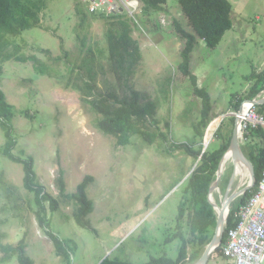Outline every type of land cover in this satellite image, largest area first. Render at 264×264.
Here are the masks:
<instances>
[{"label": "rangeland", "instance_id": "obj_1", "mask_svg": "<svg viewBox=\"0 0 264 264\" xmlns=\"http://www.w3.org/2000/svg\"><path fill=\"white\" fill-rule=\"evenodd\" d=\"M229 1L233 28L215 50L198 40L190 66L197 78L196 88L210 96V118L216 116L206 128L200 124L203 99L195 93L193 82L178 70L184 43L171 29L172 23L178 21L191 31L179 0H168L160 13L141 9L136 19L142 29L129 22L142 51L134 85L157 104V124H146V130L154 135L152 143L133 136L124 146L98 129L102 115L89 103L92 98L84 89L89 79L86 69L80 67L91 50L98 87L94 94L116 89L107 34L110 23L118 18L83 9L88 19L82 21L77 14L79 0H45L40 26L10 39L14 43L10 50L18 45L19 55L28 61L4 63L0 89L14 106L18 141L14 153L35 160L37 182L59 202L56 212L45 203L51 230L69 241L72 250L68 258L60 256L38 225L40 208L35 194L24 187V166L2 155L5 137L0 128V241L4 245L18 247L24 239L26 255L34 264H100L105 258L144 264L161 256L178 257L182 242L177 234L180 230L188 234L190 228L186 222L178 226V209L200 158L196 160L176 145L186 143L205 153L230 141L236 124L231 114L239 110L241 99L254 84L251 75L264 71V0ZM239 143L248 160L251 148L261 149L255 138L249 143L240 138ZM238 162L230 157L222 163L220 184L211 187L217 218L231 195L243 191L251 179L243 176ZM61 176L65 196L58 187ZM85 180L94 207L87 216L93 231L76 224L78 205L69 198ZM215 229L209 234L211 241ZM2 264H19L18 256ZM208 264L229 262L216 254Z\"/></svg>", "mask_w": 264, "mask_h": 264}, {"label": "trees", "instance_id": "obj_2", "mask_svg": "<svg viewBox=\"0 0 264 264\" xmlns=\"http://www.w3.org/2000/svg\"><path fill=\"white\" fill-rule=\"evenodd\" d=\"M168 0H140L141 9L145 13H160L164 11V6ZM45 0H0V77L3 74V64L11 60L25 63L28 58L19 55V47L15 45L13 51L10 46L14 43L11 38L21 36L24 31L37 28L41 24V14L45 9ZM179 7L191 31L178 21H173V29L177 37L184 43L181 52V62L178 70L185 78H189L195 85V93L203 99V109L201 113L200 124L207 127L212 119L210 118V96L203 90L196 88L197 78L192 74L190 66L192 55L195 52L198 40L205 43L207 49L215 50L221 43L228 31L235 23L233 15V6L229 0H179ZM89 13L81 3L77 6V14L82 21L88 19ZM92 14V13H90ZM94 15V14H93ZM106 17V14L102 15ZM117 17V21L110 23V29L107 34L110 68L114 73L117 87L115 90L106 93H100L96 96L95 90L98 88L95 84L96 73L91 64L94 61V54L90 50V55L83 61L80 67L87 71V81L84 85L89 103L93 110L102 115L98 121V129L117 139L119 145H128L133 136H140L148 143L153 142V136L146 130V124L150 121L157 124L154 119L157 110V104L148 98L147 95L138 91L134 85L136 71L142 60V51L137 39L133 37V28L126 14ZM150 20L146 22L149 23ZM159 26H155L157 28ZM254 84L251 86L248 94L241 99H255L264 91V71L253 73L250 77ZM239 103V105H240ZM264 105L260 111L263 112ZM15 116L14 106L8 103L5 93L0 89V128L4 133L5 144L1 149L2 155L13 163L24 166L25 177L24 187L35 194V201L39 206L37 211L38 225L45 234L54 243L60 256L69 257L72 250L69 241L61 239L51 230V224L47 216L45 203L49 202L51 212H56L59 202L46 191L45 186L37 182V174L34 170L35 160L32 157L22 158L14 153L18 141L14 135L13 119ZM234 121V119H232ZM169 127V125H167ZM199 135L203 133L197 131ZM256 139L261 149L251 148L249 151V160L255 171V183L237 203L238 207L248 201L256 191L264 171V129H252L245 133V142L249 139ZM230 141L221 143L220 147L213 152L195 151L186 143L176 145L177 149L185 152L196 160L202 155L197 168L190 175L186 188L184 190V199L179 205L178 226L181 228L183 223H189V233L184 234L182 230L177 236L181 239V247L178 257L174 260L167 256L152 258L144 264H190L199 260L205 248L210 244L209 237L211 229L217 226V215L214 207L209 200L211 186L217 180V172L220 163L229 150ZM61 196H65V183L62 176L58 180ZM88 180H85L78 186V192L70 197L78 205L74 219L76 224L87 230L93 231L87 216L93 212V202L88 199L87 188ZM234 209L231 210L226 227L223 232L222 241L217 250L212 254V258L218 254L226 260L223 253V247L226 243L228 230L235 227L233 223ZM24 240V239H23ZM21 241L18 247L4 245L0 241V251L3 257L0 263L8 262L13 255L18 256L19 264H34L33 260L26 255V245ZM192 249L190 253V248ZM100 264H134L117 258H105Z\"/></svg>", "mask_w": 264, "mask_h": 264}, {"label": "built area", "instance_id": "obj_3", "mask_svg": "<svg viewBox=\"0 0 264 264\" xmlns=\"http://www.w3.org/2000/svg\"><path fill=\"white\" fill-rule=\"evenodd\" d=\"M82 6L92 14L119 16L126 14L133 26L142 29L136 16L141 11L139 0H79ZM264 96L261 94L258 98ZM250 104L245 110L244 108ZM258 105L244 101L232 114L240 119L241 131L264 128V114L257 110ZM239 123V122H238ZM234 228L228 230L223 253L229 264H264V171L253 196L242 206L233 208Z\"/></svg>", "mask_w": 264, "mask_h": 264}, {"label": "water", "instance_id": "obj_4", "mask_svg": "<svg viewBox=\"0 0 264 264\" xmlns=\"http://www.w3.org/2000/svg\"><path fill=\"white\" fill-rule=\"evenodd\" d=\"M251 102L257 103V105H263L264 104V97L261 100H258V101L252 100ZM240 110H241V108H240ZM235 122H236V124L234 127V132H233V136L231 138L230 147H229L228 152L232 151L234 153L233 158H235V159L238 158V160H240L242 163L245 164V166L249 172V175L251 177V180L248 183V185L243 189V191H241L240 193H237V192L233 193V195H231V197L228 199V201L223 205V208L220 211L219 216L217 218V226L215 229V234L213 236V239L210 242V244L207 246L208 247L207 250L203 253L202 257L199 259L198 264H208L212 254L217 250V248L221 244L222 235L224 232V227H225L226 220L228 218V214H229V211L231 209V206L234 204V202L237 200L238 197L245 194L249 189H251L254 185V182H255V171H254L253 165L245 157V155L243 154V152L240 148V143H239L240 137H239V130H238V124H237L238 119L237 118H236ZM204 150H205V148H204ZM227 153L225 154V156L227 155ZM203 154L204 153H202V155ZM202 155L200 156V161H201ZM221 165H222V163L220 164V167L218 170V177H217V180L214 184L216 187L219 186L220 181H221V177H222ZM209 200L211 202V194H210ZM211 204L213 205V201L211 202Z\"/></svg>", "mask_w": 264, "mask_h": 264}, {"label": "bare ground", "instance_id": "obj_5", "mask_svg": "<svg viewBox=\"0 0 264 264\" xmlns=\"http://www.w3.org/2000/svg\"><path fill=\"white\" fill-rule=\"evenodd\" d=\"M249 103H252V102H249ZM247 106L244 108L245 110L250 106V104H246ZM253 105H257V103H253ZM240 119H241V117H239V120H238V130H239V137H242V131L240 130L241 129V127H240ZM247 149V148H246ZM233 155H234V153L232 152V151H230V152H228L227 153V155L224 157V159H223V161H222V163H224L228 158H230V157H233ZM229 161V160H228ZM239 166H241L242 168H243V170H244V172L245 173H243V176L245 177V178H247L248 179V181H249V172H248V170H247V168H246V166H245V164L244 163H242L240 160H239ZM222 170H223V168H221V172H222ZM251 180V179H250ZM250 182V181H249ZM242 184V183H241ZM240 193V192H239ZM212 197V196H211ZM213 198V197H212ZM228 201V200H227ZM226 201V202H227ZM212 202V201H211Z\"/></svg>", "mask_w": 264, "mask_h": 264}, {"label": "clouds", "instance_id": "obj_6", "mask_svg": "<svg viewBox=\"0 0 264 264\" xmlns=\"http://www.w3.org/2000/svg\"><path fill=\"white\" fill-rule=\"evenodd\" d=\"M139 1H140V0H139ZM140 4H141V3H140ZM139 14H140V13H139ZM139 14H138V15H139ZM101 15H102V14H101ZM133 27H134L135 29L137 28V27H135V26H133ZM263 92H264V91H262L258 96H260L261 94H263ZM258 96H257L255 99H253V100H257V101H258V100H261V99L264 97V96H263V97H261V98H258ZM245 101H246V100H245ZM247 101H252V100H247ZM263 105H264V104H263ZM263 105H258V106L261 107V106H263ZM258 106H257V107H258ZM240 108H241V107H240ZM240 108H239V109H240ZM260 112H261V111H260ZM261 113H264V109H263V112H261ZM231 117H233L232 114H231ZM233 118H235V117H233ZM237 124H238V122H237ZM263 129H264V128H263ZM240 130H241V129H240ZM251 130H252V129H251ZM247 132H248V131H247ZM245 133H246V132H245ZM245 133H244V134L242 133V137H240L241 140L245 139ZM240 138H239V139H240ZM239 141H240V140H239ZM203 144H204V143H203ZM203 147H204V146H203ZM203 149H204V148H203ZM206 149H207V148H205V150H206ZM228 151H229V150H228ZM228 151H227V152H228ZM223 158H224V157H223ZM222 160H223V159H222ZM221 163H222V161H221ZM221 163H220V164H221ZM219 167H220V166H219ZM191 174H192V173H191ZM217 177H218V172H217ZM215 182H216V181H215ZM254 183H255V182H254ZM214 184H215V183H214ZM214 184H213V185H214ZM213 185H212V186H213ZM212 186H211V187H212ZM210 190H211V189H210ZM243 195H244V194H243ZM243 195H241L239 198H241ZM209 196H210V195H209ZM235 206L238 207L237 204H235L233 207H231V209H230V211H229V214H230L231 210H232ZM229 214H228V217H229ZM227 220H228V218H227ZM227 220H226V224H227ZM226 224H225V227H226ZM225 227H224V229H225ZM222 236H223V235H222ZM223 248H224V247H223ZM226 260H227V259H226ZM227 261H228V260H227Z\"/></svg>", "mask_w": 264, "mask_h": 264}]
</instances>
